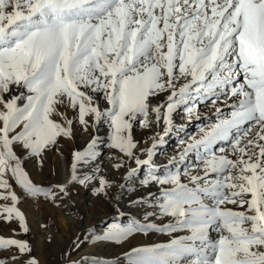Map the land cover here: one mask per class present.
Returning <instances> with one entry per match:
<instances>
[{
    "label": "snow or ice",
    "instance_id": "1",
    "mask_svg": "<svg viewBox=\"0 0 264 264\" xmlns=\"http://www.w3.org/2000/svg\"><path fill=\"white\" fill-rule=\"evenodd\" d=\"M61 139L103 206L64 256L119 253L74 264H264V0H0V160ZM9 195L0 264H38Z\"/></svg>",
    "mask_w": 264,
    "mask_h": 264
},
{
    "label": "rangeland",
    "instance_id": "2",
    "mask_svg": "<svg viewBox=\"0 0 264 264\" xmlns=\"http://www.w3.org/2000/svg\"><path fill=\"white\" fill-rule=\"evenodd\" d=\"M206 111L207 109L201 108L202 113ZM179 121L177 118L176 122L179 123ZM201 121H193L186 125L187 132L195 134V125ZM88 138L86 134H80L77 131L76 148H82ZM72 147L71 140L61 139L55 146L49 145L48 150L44 151L41 156L27 160L24 166L31 178V184L14 163L0 160V188L4 189V198L0 200V211L10 206V193H15L20 198L17 206L24 214L28 234L27 236L16 235L15 238L17 240L26 239L29 242L30 255L35 257L38 264H74L85 252L101 256L119 254L115 250L105 252L85 248L67 257L64 256L65 252H71L72 242L80 235L81 229L88 228L91 223L103 215V206L100 202L91 199L90 193L86 195L85 188L71 184L69 181ZM175 150V140L169 139L164 149H158L155 159L164 163L167 156L174 154ZM105 152L107 155V150ZM41 160L43 161L42 166L40 165ZM108 163L111 161L105 163V168ZM9 169L12 170V175H9ZM14 177L24 185V190L16 185ZM58 185H63L67 192L62 193L57 188ZM40 189H46V191H40ZM81 216H83V223H81ZM16 227L15 223L0 222V236L12 235V230ZM153 239L156 242H162L166 240V237L153 235ZM24 259L8 260L7 264H24Z\"/></svg>",
    "mask_w": 264,
    "mask_h": 264
},
{
    "label": "bare ground",
    "instance_id": "3",
    "mask_svg": "<svg viewBox=\"0 0 264 264\" xmlns=\"http://www.w3.org/2000/svg\"><path fill=\"white\" fill-rule=\"evenodd\" d=\"M179 123H183V121H179ZM116 253H118V251Z\"/></svg>",
    "mask_w": 264,
    "mask_h": 264
}]
</instances>
